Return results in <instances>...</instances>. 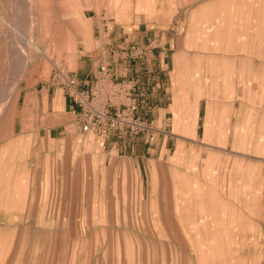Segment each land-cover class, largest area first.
<instances>
[{
	"label": "crops",
	"instance_id": "0c3cea01",
	"mask_svg": "<svg viewBox=\"0 0 264 264\" xmlns=\"http://www.w3.org/2000/svg\"><path fill=\"white\" fill-rule=\"evenodd\" d=\"M100 1L93 16L97 58L114 67L117 80H135V112L158 131L147 142L88 134L122 152L115 158L137 161L142 208L169 238L173 227L191 264H264V90L229 89L233 76L226 72H181L238 59L214 51L246 48L240 37L220 35L254 27L256 0ZM133 44L144 50L140 59L125 56ZM75 74L82 89L96 79V72ZM51 86L50 103L59 101L80 131L73 99Z\"/></svg>",
	"mask_w": 264,
	"mask_h": 264
},
{
	"label": "rangeland",
	"instance_id": "374dc122",
	"mask_svg": "<svg viewBox=\"0 0 264 264\" xmlns=\"http://www.w3.org/2000/svg\"><path fill=\"white\" fill-rule=\"evenodd\" d=\"M254 4V27L220 35L246 48L214 51L238 59L181 72H226L229 89L264 90V0ZM103 6L0 0V264H191L173 227L169 238L142 208L137 161L72 130L73 116L50 103L57 68L97 71L93 16Z\"/></svg>",
	"mask_w": 264,
	"mask_h": 264
},
{
	"label": "built area",
	"instance_id": "2783aa9c",
	"mask_svg": "<svg viewBox=\"0 0 264 264\" xmlns=\"http://www.w3.org/2000/svg\"><path fill=\"white\" fill-rule=\"evenodd\" d=\"M114 53V51H111ZM125 56L140 59L144 50L136 45L124 49ZM96 79L88 89L80 88L75 73L57 68L52 82L62 87L73 99V111L77 115L80 131L84 133L104 130L117 137L141 135L149 141L158 128L142 119L136 112V82L133 79L115 78L114 67L104 59H98Z\"/></svg>",
	"mask_w": 264,
	"mask_h": 264
}]
</instances>
